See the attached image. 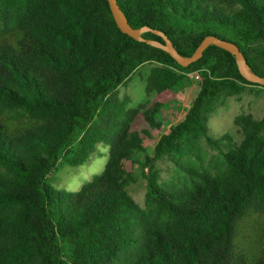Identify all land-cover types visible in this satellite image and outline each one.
I'll use <instances>...</instances> for the list:
<instances>
[{"label": "trees", "instance_id": "obj_1", "mask_svg": "<svg viewBox=\"0 0 264 264\" xmlns=\"http://www.w3.org/2000/svg\"><path fill=\"white\" fill-rule=\"evenodd\" d=\"M116 1L132 27L162 31L181 55L214 35L264 76V0ZM145 63L153 97L128 107L119 88ZM190 82L188 105L168 110ZM251 86L264 89L218 46L183 67L123 33L107 0H0V264H264V115L233 117L239 141L208 126ZM138 117L148 127L135 128ZM98 144L107 161L79 189L48 182ZM136 166L143 205L128 191Z\"/></svg>", "mask_w": 264, "mask_h": 264}, {"label": "rangeland", "instance_id": "obj_2", "mask_svg": "<svg viewBox=\"0 0 264 264\" xmlns=\"http://www.w3.org/2000/svg\"><path fill=\"white\" fill-rule=\"evenodd\" d=\"M151 66L150 63L143 64L138 71L131 76L126 84L119 88L120 96L123 97L125 95L127 98L128 107H137L140 104L148 103L152 99L153 96L146 94L144 90L145 77ZM196 92L197 84L191 82L185 83L184 88L179 92L177 98L168 103L170 105L168 110L174 111L175 109L173 107H185V105H188L189 99H191ZM263 103L264 89H260L257 86H251L250 91L246 90L239 96L228 98L220 108L215 110L208 121L211 135L218 137L225 132H231L234 141H239L241 134L236 127H234L233 117L240 112H249L255 117H262L264 115ZM182 116L183 111L177 115L176 119ZM169 124L170 122L164 121L161 129H150L152 137L146 140L149 153L152 151L154 141L162 132L167 131ZM145 126L148 127L141 117L135 120V128ZM107 158L108 146L98 144L97 150L90 154L86 162L75 166L62 164L48 175L47 180L55 188L65 191H75L89 181L93 175L103 170ZM158 168L161 170L162 178L169 177L173 172V165L170 162L160 161L158 162ZM139 170V166H136V181L128 186V191L138 204L143 205L146 186L145 180Z\"/></svg>", "mask_w": 264, "mask_h": 264}, {"label": "water", "instance_id": "obj_3", "mask_svg": "<svg viewBox=\"0 0 264 264\" xmlns=\"http://www.w3.org/2000/svg\"><path fill=\"white\" fill-rule=\"evenodd\" d=\"M107 2L109 4V8H110V11L112 13V16H113V19L116 25L119 27V29L123 33L128 34L129 36H131L132 38L138 41H144L147 44H150L152 46L158 47L166 51L179 65L183 67L188 66L189 64L196 61L202 56L204 49L208 45H215L234 55L237 68L240 74L247 81L252 82V83H257L259 85L264 86V76L257 75L251 71L250 66L247 64L244 55L239 50L238 46L234 44L233 42L220 39L214 35H207L203 38V40L200 42V44L196 47V49L190 56H183L174 48L171 40L167 38V36L162 31L152 29L147 26H143L139 28L132 27L128 23L126 16L124 15L119 5L117 4V1L107 0ZM146 31H151L161 36L163 39V43L156 41V40L143 38L141 36V33L146 32Z\"/></svg>", "mask_w": 264, "mask_h": 264}]
</instances>
